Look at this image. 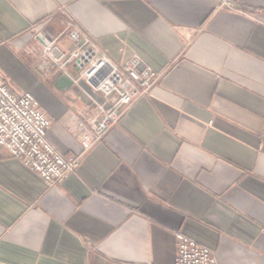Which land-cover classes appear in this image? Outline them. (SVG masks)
<instances>
[{"label":"crops","instance_id":"1","mask_svg":"<svg viewBox=\"0 0 264 264\" xmlns=\"http://www.w3.org/2000/svg\"><path fill=\"white\" fill-rule=\"evenodd\" d=\"M234 1L0 0V76L79 159L47 185L0 146V264H174L178 232L218 264H264V0ZM69 24L160 74L97 140L85 91L101 96L28 55L44 35L71 49Z\"/></svg>","mask_w":264,"mask_h":264},{"label":"built area","instance_id":"2","mask_svg":"<svg viewBox=\"0 0 264 264\" xmlns=\"http://www.w3.org/2000/svg\"><path fill=\"white\" fill-rule=\"evenodd\" d=\"M217 9L236 10L234 0H218ZM66 36L74 43L66 52L58 45L57 36L42 37L45 42L41 66H57L76 86L81 82L101 96V100L85 93L92 101V117L88 124L93 132L88 135L97 140L123 115L126 108L150 92L160 74L144 66L140 57L132 56L121 65L98 51L91 40L74 24H69ZM76 71L71 76L67 67ZM52 120L43 111L40 102L29 90L15 92L0 76V146L31 170L40 175L47 185L65 179L78 165L79 159L65 158L48 138ZM174 264H218L215 252L205 244L178 232L176 235Z\"/></svg>","mask_w":264,"mask_h":264},{"label":"rangeland","instance_id":"3","mask_svg":"<svg viewBox=\"0 0 264 264\" xmlns=\"http://www.w3.org/2000/svg\"><path fill=\"white\" fill-rule=\"evenodd\" d=\"M55 37V36H54ZM58 37V39H59V37L60 36H57ZM65 39H67L68 40V38H67V36H66V33H65V35L63 36ZM58 39H57V42H58ZM68 42H70L69 40H68ZM70 43H72L73 45H74V43L73 42H70ZM45 42H40V46H39V48L37 49V51L36 52H29L28 53V55H30V56H32V58L34 59L33 60V65H34V68H35V70L36 71H38V72H40L41 74H42V76L43 77H45L46 79H49L50 78V76H51V73H52V71L54 70V69H57V70H59L60 72H62L57 66H55V67H49V68H46V67H44V66H41L40 65V63H41V61H43L42 60V56H43V51H44V48H45ZM58 45H59V42H58ZM60 46V45H59ZM74 47V46H73ZM72 47V48H73ZM60 48H61V46H60ZM72 48L71 49H69V50H64L65 51V53L66 52H69V51H71L72 50ZM62 49V48H61ZM33 53H35V54H33ZM67 70L69 71V74H71V76H75L76 75V71H74V68L71 66V65H69L68 67H67ZM62 73H64V72H62ZM66 76H68L67 74H66ZM69 77V76H68ZM70 78V77H69ZM71 80V79H70ZM72 85H75L73 82H72ZM89 111V109H87V106H85V109H84V111ZM92 110V109H91ZM90 110V111H91ZM44 111V110H43ZM45 112V111H44ZM46 113V112H45ZM47 114V113H46ZM48 116V115H47ZM50 117V116H49ZM51 118V117H50ZM52 120V119H51Z\"/></svg>","mask_w":264,"mask_h":264}]
</instances>
